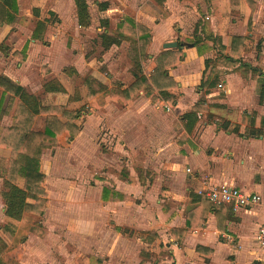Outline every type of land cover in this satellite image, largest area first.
Masks as SVG:
<instances>
[{"label": "crops", "instance_id": "obj_1", "mask_svg": "<svg viewBox=\"0 0 264 264\" xmlns=\"http://www.w3.org/2000/svg\"><path fill=\"white\" fill-rule=\"evenodd\" d=\"M78 1L15 0L14 6L12 3L5 6L6 15L0 23V76L38 98L41 106L62 105L68 110L80 111L76 121L79 134L74 138L61 135L57 144L44 149L40 156L42 187L48 200L44 214L51 201L46 186L50 178L43 164L46 167L50 164L47 171L54 176L60 175L59 169L60 172L68 169V165L63 170L55 166L50 157L53 150L69 144L65 147L68 153L75 157L84 155L100 124L105 120L110 123L115 116L119 120L121 107L140 100V96L153 101L142 91L127 102L99 92L101 87L109 90L116 85L123 90L135 81L132 46L117 35V26L130 18L150 32L139 63L142 75L148 78L152 74L159 55L178 53L180 56L177 65L166 72L176 85L166 90L173 96V102L158 97L156 107L162 109L160 103L165 102L171 112L176 104L174 109L181 111V119L199 97L204 98L207 111L197 117L189 133L183 132L185 142L181 145L185 169L191 170L187 175L190 179L187 190H190L188 202L193 210L169 211L168 242L163 244L158 231H143L144 246L133 261L124 262L118 256L121 245L111 241L119 240L121 229L99 231L93 226L95 215L105 219L110 212L105 209L95 212L94 207L86 205L84 212L71 214L68 223L76 228L77 250L95 257L92 264L102 260L104 264H264L255 239L264 223L260 192L264 173V93L261 89L264 0H252L253 11L248 0H82L88 14L86 26L79 23ZM237 37H242L243 42L231 44L232 38ZM112 38H118L119 42L110 43ZM172 42L177 46L163 48ZM87 78L93 80L92 90L98 91L92 99L88 98ZM206 80L212 86L200 89ZM1 93L0 88V99ZM153 95L159 96L157 92ZM8 99L9 94L1 103L0 134L12 124L13 110H6ZM211 118L217 123H212ZM44 122V116L37 115L33 129L42 131ZM9 155V149L0 146V158L7 159ZM84 160L82 163L90 169L87 157ZM86 175L94 178L93 174L79 177L86 180ZM4 180L0 175V238L7 244V236L16 232L21 222L5 215L1 197ZM203 184L232 186L246 195L257 194L261 200L255 206L234 212L229 205L201 202L205 198L197 191ZM15 185L23 189L24 180L17 177ZM106 185L101 188L99 200L112 210L110 201L122 202L125 196L112 185ZM103 189L108 191L104 200ZM73 194L68 199L71 203ZM26 202L33 203L30 199ZM191 212L193 228L181 234L179 231L186 229V218ZM44 214L24 212L21 220Z\"/></svg>", "mask_w": 264, "mask_h": 264}, {"label": "rangeland", "instance_id": "obj_2", "mask_svg": "<svg viewBox=\"0 0 264 264\" xmlns=\"http://www.w3.org/2000/svg\"><path fill=\"white\" fill-rule=\"evenodd\" d=\"M139 98L121 107L119 120L115 116L110 123L105 120L97 126V135L87 144L86 154L76 158L65 150L69 144L53 150L50 157L55 166L63 170L68 165V169L63 172L59 169L60 175L54 176L47 171L50 164L47 167L43 164L50 178L46 185L51 201L49 210L42 217L20 220L16 232L7 236V248L0 254V264H92L95 257L77 250L76 228L68 225L70 215L84 212L86 205L94 207L95 212L104 209L110 212L105 219L95 215L93 226L99 231L121 229L119 240L111 241L121 245L118 256L124 262L133 261L144 246L143 231H158L163 244L168 242L169 211L193 210L188 202L189 173L181 158L185 130L179 116L181 111L174 109L176 104L167 112L157 108L155 101ZM206 111L207 108L198 116ZM211 122L217 123L212 118ZM86 157L90 169L82 163ZM85 174H93L94 178L86 175V180H81ZM262 178L263 203L264 173ZM105 185H112L125 196L122 202L110 201L112 210L99 200ZM72 194L71 203L68 199ZM97 264H104L103 260Z\"/></svg>", "mask_w": 264, "mask_h": 264}, {"label": "trees", "instance_id": "obj_3", "mask_svg": "<svg viewBox=\"0 0 264 264\" xmlns=\"http://www.w3.org/2000/svg\"><path fill=\"white\" fill-rule=\"evenodd\" d=\"M248 2L253 11L254 2L252 0H248ZM9 3L14 6L15 0H0V23L6 15L5 6H8ZM76 5L80 25H88L85 2L80 0ZM248 26H250V19ZM117 32L120 39H126L130 42L133 50L132 54H135V61L132 66L135 81L123 90L116 85L109 90L101 87L99 92L102 91L107 95L127 102L133 100L137 96L138 91H142L145 96L150 97L153 101H156L158 97H163L166 101L172 103L173 96L166 93V90L176 85L171 82L166 72L169 68L177 65L180 60L179 54L167 53L159 55L155 59L156 66L152 74L146 78L139 71V63L140 60H143L150 40L149 30L142 25L135 24L130 18H126L123 23L117 26ZM209 38L213 40V37ZM118 42V38H112L110 41V43ZM236 42H243V38H232L231 44ZM92 81L90 78L85 80L89 99H92L98 93V91L92 90ZM210 86L212 84L206 80L200 85V89L204 90ZM0 88L2 89L0 109L2 100L5 95L9 94L6 110L8 112L13 110L11 126L3 128L0 134V146L10 151L7 159L0 158V175L5 177L1 197L5 206V215L12 220L20 221L24 212L34 215L43 214L48 200L47 194L42 187L44 174L40 170V156L44 149L55 146L57 138L61 135L67 134L70 138H74L79 134L80 127L76 121L80 116V111L68 110L62 105L41 106L38 98L28 94L22 87L5 76H0ZM261 89L264 93V81L261 82ZM155 92L159 96L153 95ZM205 109L204 98L199 97L198 102L190 111L182 116L183 127L187 133L193 128L198 114ZM37 115H42L45 118L42 131L33 129ZM17 177H21L24 180L23 189L15 185ZM107 197L108 191L103 189L101 198L104 200ZM27 199H30L33 203L26 202ZM204 201L208 202V204L210 203L206 199L201 200V202ZM192 218L191 212L186 218V229L179 231L181 234L191 231L193 228L190 223ZM6 248L7 244L0 238V254Z\"/></svg>", "mask_w": 264, "mask_h": 264}, {"label": "built area", "instance_id": "obj_4", "mask_svg": "<svg viewBox=\"0 0 264 264\" xmlns=\"http://www.w3.org/2000/svg\"><path fill=\"white\" fill-rule=\"evenodd\" d=\"M160 106L167 112L171 110V107L165 102H161ZM186 171L191 173L190 169ZM197 193L215 206L229 205L234 212L248 206H255L261 200L257 194L246 195L241 190L224 184L219 186L203 184L202 189ZM215 234L217 233L215 232ZM255 239L259 254L264 259V223L259 227Z\"/></svg>", "mask_w": 264, "mask_h": 264}, {"label": "water", "instance_id": "obj_5", "mask_svg": "<svg viewBox=\"0 0 264 264\" xmlns=\"http://www.w3.org/2000/svg\"><path fill=\"white\" fill-rule=\"evenodd\" d=\"M177 46V43L176 42H172V43H166L163 45V48L165 49H169V48H173V47H176Z\"/></svg>", "mask_w": 264, "mask_h": 264}]
</instances>
